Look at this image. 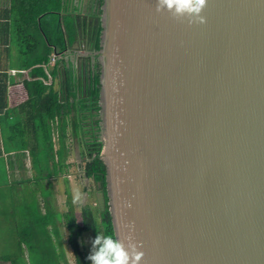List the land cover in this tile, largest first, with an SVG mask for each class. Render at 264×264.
Wrapping results in <instances>:
<instances>
[{"label":"water","instance_id":"95a60500","mask_svg":"<svg viewBox=\"0 0 264 264\" xmlns=\"http://www.w3.org/2000/svg\"><path fill=\"white\" fill-rule=\"evenodd\" d=\"M155 4L89 15L114 235L143 264H264V0H207L191 25Z\"/></svg>","mask_w":264,"mask_h":264},{"label":"trees","instance_id":"16d2710c","mask_svg":"<svg viewBox=\"0 0 264 264\" xmlns=\"http://www.w3.org/2000/svg\"><path fill=\"white\" fill-rule=\"evenodd\" d=\"M12 1L15 6L17 0ZM18 1L21 5V15L15 30L18 33L22 53L30 58L28 66L31 68L28 75L32 80H25L23 84L27 91L26 102L31 106V113H27L26 120L15 121V132L11 137L15 142L20 140L16 149H24L29 141L24 135L23 124H26L27 128L29 124V131L31 130L32 133L30 153L36 171L34 185H38L41 193L46 190L44 182L49 175L44 169L48 161H52L55 174L61 167L68 125L71 136L83 143L85 160L81 165V172L82 176L96 184L95 190L100 200L99 220L97 221L87 205L80 207V223L69 210L65 216L68 243L75 264H88L79 246V238L84 232L91 231L94 239L97 234L112 235L115 238L108 204L105 164L100 156L101 66L94 52L100 49L102 27L98 25L95 30L93 54L81 56L76 61L78 66L75 67L74 61L62 57L78 37L80 22L75 12L77 6L73 4V0ZM103 1L93 0L92 8L97 16L102 12ZM58 54L59 58H56ZM51 59H54L52 67L46 70L50 66ZM53 126L58 140V148L55 150L52 140ZM4 174L6 169H3L1 175Z\"/></svg>","mask_w":264,"mask_h":264},{"label":"crops","instance_id":"0c3cea01","mask_svg":"<svg viewBox=\"0 0 264 264\" xmlns=\"http://www.w3.org/2000/svg\"><path fill=\"white\" fill-rule=\"evenodd\" d=\"M20 15L21 5L18 0L15 6L12 0H0V188L8 184L13 192L11 196H6L3 191H0V199L2 200L20 199V195L25 192L15 191L17 187L14 186L19 185L20 187V185H23L22 183L27 181L34 184L36 176L30 153L32 133L31 130L29 131V124V128L26 127V124H23L25 128L24 135L29 141L24 149H16V146L20 144V140L16 138L18 141L15 142L11 137L15 132V121L17 119L26 120L27 113H31V106L26 102L27 91L23 84L25 80H32L28 75L31 68V66H28L30 58L22 53L18 33L15 30ZM52 61L51 59L50 66L46 70L52 67ZM80 145L84 153L83 143L80 142ZM68 151L69 149L65 147L64 161L61 162L62 167H68L70 164L71 155ZM76 153L78 152L76 151ZM66 157L69 161L66 160ZM3 169H6V174L1 175ZM47 169L53 171L52 161L51 164L48 161L45 170ZM65 174L67 172L60 174V176ZM55 175L50 173L45 180H49L50 200H47L46 196H42L39 190L34 193L41 206V209H38L40 214L35 218L23 217L20 212L15 213L14 209L3 208V204H0V264L75 263L72 249L68 243L65 216L67 212L61 213L55 207L57 204L60 206L63 201L61 195L52 192L51 182L53 177H57ZM64 179L66 180V187H64L65 203L69 207L72 204L71 194H73L75 185L70 178ZM81 206H84V204L82 203L79 206V211ZM54 211L60 213V216L65 219V225L62 229L60 227L61 220H54ZM21 236L23 237L21 238ZM62 241L65 245L61 244ZM57 252H60L58 258L55 257ZM52 257L54 261H52Z\"/></svg>","mask_w":264,"mask_h":264},{"label":"rangeland","instance_id":"374dc122","mask_svg":"<svg viewBox=\"0 0 264 264\" xmlns=\"http://www.w3.org/2000/svg\"><path fill=\"white\" fill-rule=\"evenodd\" d=\"M74 2L76 5H78V0H74ZM82 6H84V4L81 5V8ZM82 13L83 12H81V14ZM69 50H70L69 53H65L64 55H62V57L66 60L70 59L71 61H74L75 67L78 66L76 61L80 58V56L87 55L90 52L88 50V45H84V47H82L80 45H77V41H75L71 45ZM77 55H79V57H77ZM56 58H59V54L56 55ZM100 114L102 116V111L100 112ZM101 133H102V130L100 132V140L102 138ZM52 140H53V148L55 150L58 148V140H57V134H56L54 126L52 130ZM64 143H65V147L69 149L68 153L69 155H71L70 157L71 161H69V159L66 157V160H68L70 163L69 166L62 167L63 165L61 164L59 171H57V174L55 175L57 177H53V181L51 182L52 192L54 194L57 193L58 195H61V198L63 199V201L60 203V206L57 204V206L55 207L61 213H65L68 210L71 211L76 217L77 222H80L81 216H80L79 206L83 203L84 205H87L91 208L94 217L98 221L99 220L98 211L100 209V200L98 198V193L95 190L96 184L91 179H87L84 176H82V172H81L82 170L80 168V165H82L83 161L85 160V155H84L85 152L83 153L81 149L80 141H78L76 138H73L71 136L69 125L67 126ZM76 151L79 153V155L78 153H76ZM62 161H64V159H62ZM49 164H51L50 160H49ZM32 172H33V169H32ZM64 172H67V174L60 176V174ZM45 173H47V175H50V173L55 174L53 173V171L51 170L49 171L48 169L45 170ZM64 178L66 179L70 178L73 181V184L75 185L73 194H71V202L73 205L71 204L69 207L67 206V203H65L64 187H66V183H65L66 180ZM30 182L31 181L22 183L23 185H20V187L19 185L14 186V187H17L15 191L25 192L24 194L20 195L21 200L20 199H15V200L0 199V204H3V208H12L14 209L13 211L15 213L20 212V214H22L23 217H26V218H33V217L35 218L37 215H39L40 213L38 209H41L40 201L34 195L35 191L37 190L38 185L37 184L34 185ZM45 183H46V190H44V193H42V196L45 195L47 197L46 199L50 200L49 194L51 193V190L48 187L49 180L45 181ZM38 190L40 191L39 187H38ZM0 191H3V193L6 196H11L13 193L10 190L8 184H5L3 187H1ZM77 195L80 196L79 201L76 200ZM53 216H54V220L55 219L61 220L60 227L62 229V227L65 225L64 217L60 216V213H57L56 211L53 212ZM93 240H94V235L91 231L84 232L82 236L79 238V242H80L79 246L81 247L80 249L83 251L86 258L91 254ZM61 244H64L63 241L61 242ZM59 253L60 252H57L55 254L56 258L60 256ZM52 261H54L53 257H52ZM87 261H88V264H91V261H89L88 259ZM72 264H75V263L72 262Z\"/></svg>","mask_w":264,"mask_h":264},{"label":"clouds","instance_id":"9594fccd","mask_svg":"<svg viewBox=\"0 0 264 264\" xmlns=\"http://www.w3.org/2000/svg\"><path fill=\"white\" fill-rule=\"evenodd\" d=\"M206 6L207 0H156L155 4L157 12L165 11L173 19L186 20L189 25L206 22L201 15ZM76 200H80L79 195ZM144 256L142 244L134 239L130 230L115 238L112 235L97 234L87 259L91 264H143Z\"/></svg>","mask_w":264,"mask_h":264},{"label":"flooded vegetation","instance_id":"af4514ba","mask_svg":"<svg viewBox=\"0 0 264 264\" xmlns=\"http://www.w3.org/2000/svg\"><path fill=\"white\" fill-rule=\"evenodd\" d=\"M74 1V0H73ZM93 0H86L84 3V6H82L80 13L83 12L82 17L79 16V30H78V37H77V45L80 46H84V45H88L89 47V40L91 43V40L95 37V30L97 28L96 24H95V19H90L89 15H92L93 17L97 16L95 15L93 8ZM78 11V8H76L75 12ZM94 27V31H92ZM90 36H92V38L90 39ZM70 48V47H69ZM79 57V56H78ZM81 57V56H80Z\"/></svg>","mask_w":264,"mask_h":264},{"label":"built area","instance_id":"2783aa9c","mask_svg":"<svg viewBox=\"0 0 264 264\" xmlns=\"http://www.w3.org/2000/svg\"><path fill=\"white\" fill-rule=\"evenodd\" d=\"M82 47H84V46L82 45ZM69 49H70V48H69ZM69 49L66 50V53H69V51H70ZM64 54H65V53H64ZM88 54H93V53H92V52H89ZM88 54H87V55H88ZM78 56H79V55H77V57H78ZM82 56H85V55H82Z\"/></svg>","mask_w":264,"mask_h":264}]
</instances>
